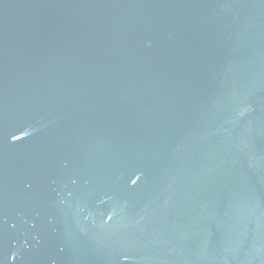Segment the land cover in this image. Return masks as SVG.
Returning <instances> with one entry per match:
<instances>
[{"label":"water","instance_id":"1","mask_svg":"<svg viewBox=\"0 0 264 264\" xmlns=\"http://www.w3.org/2000/svg\"><path fill=\"white\" fill-rule=\"evenodd\" d=\"M0 264H264V0H0Z\"/></svg>","mask_w":264,"mask_h":264}]
</instances>
